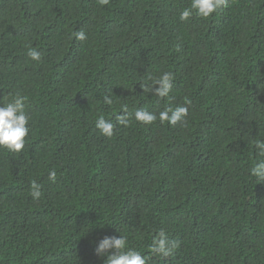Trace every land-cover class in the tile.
<instances>
[{
	"label": "trees",
	"instance_id": "obj_1",
	"mask_svg": "<svg viewBox=\"0 0 264 264\" xmlns=\"http://www.w3.org/2000/svg\"><path fill=\"white\" fill-rule=\"evenodd\" d=\"M189 4L0 0V103L24 95L31 129L20 153L0 150V264H105L96 242L120 234L148 264H264V182L249 173L264 139V0L182 22ZM164 72L169 97L143 93ZM169 106L188 107L183 125L96 128ZM161 229L181 241L166 258L150 251Z\"/></svg>",
	"mask_w": 264,
	"mask_h": 264
},
{
	"label": "clouds",
	"instance_id": "obj_2",
	"mask_svg": "<svg viewBox=\"0 0 264 264\" xmlns=\"http://www.w3.org/2000/svg\"><path fill=\"white\" fill-rule=\"evenodd\" d=\"M100 6H107L111 0H97ZM230 0H190L188 7H185L179 19L182 22L188 21L194 15L207 19L214 13L229 6ZM73 36L76 40L83 41L87 38L83 30L75 31ZM28 57L35 62H40L42 55L36 48L29 47ZM176 77L172 72H164L156 78L149 77L150 83H142L143 93L155 95L159 99L169 97ZM264 87V86H262ZM26 97L19 92L7 103H0V150H7L10 153H20L25 148L26 138L31 131L29 127L30 116L26 111ZM105 103L111 104L112 99L105 97ZM191 101L186 100L190 105ZM189 109L187 106L167 107L157 115L144 108H138L134 114L126 111L117 117L116 124L104 119L102 116L96 120V128L107 138L114 135L117 125L128 127L131 119L144 125H152L157 120L162 124L167 122L171 126L183 125L186 122ZM254 144L257 154V162L249 169L250 176L255 178L256 183L264 182V139L256 138L251 141ZM56 171H49V179L55 182ZM31 196L39 200L42 196V186L33 181L30 185ZM181 246L179 239H169L168 234L159 230L154 236L150 245L153 255L170 257ZM95 254L105 258V264H148L150 257L143 255L140 251L130 247L127 235L104 236L96 242Z\"/></svg>",
	"mask_w": 264,
	"mask_h": 264
}]
</instances>
